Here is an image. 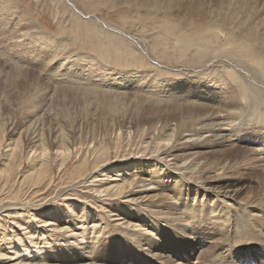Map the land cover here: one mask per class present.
I'll return each mask as SVG.
<instances>
[{"label":"rangeland","instance_id":"1","mask_svg":"<svg viewBox=\"0 0 264 264\" xmlns=\"http://www.w3.org/2000/svg\"><path fill=\"white\" fill-rule=\"evenodd\" d=\"M132 1L138 7L119 6L116 0H104L101 6L97 0H16L17 9L14 13L5 9L6 3L1 7L3 15L0 14V61L3 63L0 62V128L3 133L8 130L3 143L4 146L13 143L20 135V131H25L32 121L38 118L39 125L36 129L41 126L42 132L45 134V143L51 152L50 162L51 167H54L55 177L52 184L48 183L45 189H40L42 190L40 193L44 194H38L40 196L35 199V201L40 200L37 203L38 209L35 210L39 221L34 220L32 214L27 217V221L33 220L34 227L39 229H35L37 247L31 251L32 245L29 244L27 248L29 251L25 255L37 254L39 248L42 255L46 253L44 248L46 246L50 248V253L56 256L69 255L68 259L79 263L83 262H81L82 259H79L85 257L87 259L84 262L94 263L93 257H86V255L88 256L87 251L91 250H86L88 247L84 244H88L92 248L93 244L97 243V248L101 249L108 245L123 248L119 258H123L124 264H199L196 258L188 257L186 260L181 257V253L173 254L169 250L164 233L166 229H169L168 226L174 227L177 222L172 224L168 220L161 221L166 218L155 220L151 214L142 210L136 213L138 215L142 213L147 218L138 220L143 226L154 223L162 229V235L158 233L159 238L153 244L165 240L160 252L164 253L163 257L173 261V263H168L162 259L163 257L157 258L155 256L157 251L153 249L149 253H143L153 261V263H148L144 255H136V251H134V246L143 249L147 241L136 240L137 242H135L133 237L127 238L123 230L124 225H118V222H114L112 218L108 217L106 207L110 203L103 201L106 198L105 194L101 195L103 196L101 200L93 194L92 180L80 188L83 189L82 192L68 193L69 199L60 192L66 185L64 183L68 182L67 177L75 169L77 161L85 152H88L87 157L92 161L90 151L108 148L111 153L109 160H112L110 161L112 164L121 160L124 161L118 164L130 163L134 159L131 155L146 146L143 143L147 138L146 134L156 130L159 132L162 128L169 126H173L170 128L174 129L176 121L159 120L156 118L158 113L155 111V107L171 104L191 106L192 103V106H195L201 102L211 103L212 100L209 99L212 98L211 96L223 98L222 93L211 94L210 91L216 87L215 85L210 84L211 86L208 87L205 83L209 81L205 78L206 74H211L215 67V65H210L215 63H212L211 60L209 61L211 63L205 61L202 64L199 60V57L207 51L205 33L203 32L209 29L208 32L217 33L219 42L215 46L218 45L219 48H223L228 43L237 44L238 41L242 43L237 37L241 30L235 29V26L222 24V19L232 24L233 20H230L236 17L235 25L244 20L247 22L244 27L247 25L254 27L256 23H261L264 20V0ZM158 4L164 8L157 7ZM111 5H114L115 8L109 9L108 7ZM95 10L96 12H93ZM91 17H96V21L90 20ZM192 18L195 19L193 22L196 25L189 23ZM17 23L18 26L15 25ZM28 25L32 26V30H25L26 27H29ZM201 26L205 28H201ZM197 27L198 29H195ZM262 27L263 24L260 25V28ZM20 29H22L21 32ZM217 30L221 32H215ZM23 33L26 34V37H23ZM49 37H52V40H49ZM39 39L46 42L41 43L38 41ZM63 41L64 45H67L66 50L71 52L66 60L59 54H64L63 49L56 50V43ZM173 49H176L175 52ZM81 54L92 55L93 60L98 58L96 61L100 60L109 66L105 74H111L113 69L120 72H138L128 81L126 79L114 80L115 78L112 81H105L91 75L89 68L81 69L78 66L68 70L70 66L68 63L73 60V58L70 59V56L76 58ZM165 55L167 56L165 57ZM230 60L232 59L228 58V61ZM88 62H91V59ZM17 65L21 66V70L15 68ZM173 68H185V73L192 72L196 78L187 81L185 77H175L176 79H171L178 83L174 87L171 86L167 89L155 87L156 82L169 77L163 73H170L165 71L174 70ZM21 73H24L23 76ZM103 73L104 71L98 72V74ZM147 74H150V78L149 76L145 77ZM75 75L77 76L75 77ZM216 84H218L217 80ZM140 97L143 99V104L137 108L133 107L132 104ZM239 109L233 108V111L229 109V113L237 115L241 113L242 109ZM217 116L220 117V115H214L213 118H218ZM133 117L135 120L140 117H147L149 120L143 123L144 126H137L132 120ZM131 122L132 126L129 125ZM62 133L69 135L70 140L67 146L73 151V157L63 173L59 172V164H57L59 158H57L56 152L59 141L62 142V136H60ZM4 146L2 155L0 153L1 163L5 162L6 156L10 153ZM198 147L182 149L176 153H195ZM203 147L204 152L228 150L225 148L226 146L219 145ZM78 150L81 151L78 152ZM24 156L21 175L31 172V163L38 154L31 155L30 158L26 157V153ZM160 172L159 193L165 191L162 185H176L175 174L169 171L166 166H162ZM119 173L120 177L117 176ZM128 173L119 171L112 174L116 175L114 178H121ZM146 173L149 175L148 170ZM185 181L187 180L184 179L179 187L184 188L186 193L191 192L193 194L191 198L195 200L198 196L190 187L184 186ZM16 185L18 184L16 183ZM17 189L19 190L20 187ZM32 195L33 189L30 188H23L19 194L22 199L27 198V200ZM127 200L126 198L115 201L120 205H126ZM197 200L201 201L202 197ZM84 202L87 205L86 208L98 210L99 214L87 215L83 213L82 208L85 206L79 207V205ZM134 208H136L135 205L131 208L132 212H134ZM55 217H59L61 220L58 228L42 226V221H53ZM138 222H136L137 225L130 228L131 232H138ZM74 224L77 226L75 227ZM79 228L81 229V242L74 238L76 230ZM172 233L182 234L175 231ZM152 235L153 233L148 234V242L154 240ZM169 235L170 233L166 231V237ZM213 236L218 237L216 233ZM83 238L87 240L83 241ZM118 240H120L119 243H117ZM49 241L52 243L47 244ZM0 243L1 245L7 244L2 238H0ZM72 246L74 250L70 249ZM2 252L0 264L11 263L9 257L13 254L12 251L2 250ZM191 252L192 254L197 252L198 256L199 251L192 249ZM102 255L104 254L100 256ZM111 258L112 255H109L102 264H109L108 260ZM214 264L226 263L224 260H218Z\"/></svg>","mask_w":264,"mask_h":264},{"label":"bare ground","instance_id":"2","mask_svg":"<svg viewBox=\"0 0 264 264\" xmlns=\"http://www.w3.org/2000/svg\"><path fill=\"white\" fill-rule=\"evenodd\" d=\"M15 1L0 0V14L3 11L1 7L5 3L7 4L5 9L14 13L17 9ZM97 1L100 6L104 2V0ZM116 1L119 6L138 7L132 0ZM157 7L164 8L159 4ZM108 8L114 9L115 6L111 5ZM93 12H96V10ZM95 18L91 17L89 19L96 21ZM98 19L103 22L102 19ZM235 19L236 17L230 20H233L232 24L224 19L221 23L235 26V29L241 30L237 37L242 43H239V41L237 44L228 43L223 48H219L218 45L215 46L219 42L217 33H214V31L208 32L209 29L205 30V27L201 26L205 30L203 33H205L207 51L199 57V60L202 64L211 60L212 63H215L210 65H215V67L211 74H206L205 78L209 81L205 83L208 87L211 86L210 84L215 85L216 87L210 91L211 94L219 95L222 93L223 98H213L211 96L212 98H209L212 100L211 103L201 102L195 106H192V103L191 106L187 105L189 107L184 106V104L155 107V111L158 113V116H155L156 118L176 121L174 129L170 128L173 126H169L168 128H162L159 132L156 130L146 134L145 137L147 138L143 142L146 146L131 155L134 159L130 163L118 164L124 161L121 160L116 164H112L110 162L112 160H109L111 153L108 148L90 151L92 161L87 157L88 152H85L81 159L77 161V166L67 177L68 182L64 183L66 185L60 192L65 198L69 199L68 193L72 191L75 194L82 192L83 189L80 188L92 180L91 183L94 188L92 187L91 190L94 191L93 194L100 200L103 197L101 195L105 194L106 198L104 197L103 201L110 203L106 207L108 217L112 218L114 222H118V225H124L123 230L127 238L133 237L135 242H137L136 240L147 241L143 249L134 246L136 255H144L143 253H149L155 249L157 258L164 256V253H161L160 250L165 240L153 244L159 238L158 233L162 235V229L154 223L149 226L140 224L139 219H147L142 213L141 215L136 214L142 210L151 214L155 220L166 218L161 219V221L168 220L172 224L177 222L174 227L168 226L169 229L165 230L164 237L168 241L169 250L173 254L181 253V257L186 260H188V257L191 259L196 258L199 264H214L218 260H224L226 264H253L254 262L264 264V20L261 23H256L254 27H250L251 25L244 27L247 22L243 20L235 25ZM193 21H195L194 18L189 23L193 25ZM261 24H263L262 28H260ZM15 25L18 26L19 24ZM31 27H26L25 30L30 31L32 30ZM195 29H198V27ZM22 35L26 37V34L23 33ZM49 40H52V37H49ZM38 41L41 43L46 42L41 39ZM132 41L134 42V39ZM234 41H237V39H234ZM56 44V50L63 49L64 54H59L66 60L71 53L66 50L67 45H64V41ZM162 45L164 46V44ZM162 45L160 46L163 47ZM176 48L179 49V47ZM173 50L175 52L176 49ZM71 58L73 60L68 63V66L70 65L69 69L67 67L68 70L78 66L81 69L89 68L91 69V75L100 77L105 81H112L114 78V80L126 79L128 81L138 72H120L113 69L111 74H105L109 66L100 60V62L96 61L98 58L93 60L92 55L85 54L84 56L81 54L76 58L71 55ZM228 58L232 60L228 61ZM90 59L91 62H88ZM15 68L21 70V66L17 65ZM180 68L183 67L180 66ZM180 68L165 71L170 72L163 73L169 77L165 78L166 80L156 82L155 87L165 89L171 86L174 87L178 83L171 79H176L175 77H185L187 81L196 78L194 73H185L186 69ZM103 71V74H98V72L102 73ZM145 72L147 71L145 70ZM21 74L23 76L24 73ZM148 76L150 78V74L145 77ZM214 78L218 84H216ZM142 104L143 99L140 97L132 105L137 108ZM233 108L242 109L241 113L237 115L230 114L229 109L232 110ZM167 110L168 113H166ZM214 115H220V117L213 118ZM132 120L135 121L137 126H144L143 123H146L149 118L140 117L135 120L133 117ZM37 125H39L38 118L32 121L25 131L18 130L20 135L13 143L6 144V146L3 142L5 141V133L7 135L8 130L3 133L0 128V153L3 146L10 152L6 156L5 162H0V238L7 242L3 245L0 243V259L3 256L2 250H11L13 254L10 257L8 256L11 260V263L8 264H45L44 262L54 264H102L108 259L109 255H112V258L108 260L109 264H124L123 258H119L123 248L108 245L101 249L97 248V243H94L92 248L88 244H84L88 247L86 250H91L87 251L88 256L86 255V257H93L94 263L84 262L87 259L85 257L79 259H82V263L77 261L76 263L68 259L69 255L56 256L51 254L50 248L46 246L44 247L46 253L42 255L40 254V248L37 250V254L25 255L29 251L27 249L29 244L32 245L31 251H34L33 248L37 247L35 229H39L34 227L33 220L28 222L27 217L32 214L34 220L39 221L35 210L38 209L37 203L40 200L35 201V199L44 194L40 192L45 189L48 183L52 184L55 180L54 167H51L50 162L51 152L45 143L46 137L41 126L36 129ZM129 125L132 126V122ZM60 136H62V142L59 141L56 152L57 158H59L57 163L59 164V172L63 173L73 157V151L67 146L70 140L69 135L62 133ZM212 145L226 146L225 148L228 150L204 152L203 146ZM195 146H199L195 153H176L182 149H193ZM80 151L78 150V152ZM25 153L26 157L29 156V158L31 155L38 154V156L31 163V172L27 175H21ZM162 161L163 163H161ZM162 166H166L169 171L175 174L176 185H162L165 191L159 193ZM146 170H148L149 175ZM119 171L129 173L124 174L121 178H114L116 175L112 173ZM19 175H21L20 178ZM117 176L120 177L121 174L119 173ZM184 179L187 180L184 182V186L190 187L198 198L202 197L201 201H198L197 197L193 200L191 192L186 193L184 188L179 187ZM16 183L18 185L15 186ZM17 186L20 187V191ZM23 188L33 189V195L30 199H22L19 196ZM37 189L39 190L36 191ZM126 198L128 199L126 205H120L115 201ZM133 205L136 206L134 212L131 211ZM82 206H85L82 208L83 213L97 215L98 210L92 208L94 212L92 209L86 208L85 202L79 205V207ZM42 222V226L45 227L58 228L57 226L61 224L59 217H55L53 221ZM136 222L139 226L138 232H131L130 228L137 225ZM74 226L76 227L77 224H74ZM118 230L122 232L120 228ZM166 231L170 233L169 237H166ZM174 231L182 234H173ZM80 233L81 229L79 228L74 236L78 242L82 241ZM149 233H153L151 237L154 240L148 242ZM214 233L218 237H214ZM84 240L87 239L83 238ZM119 242L120 240L117 241V243ZM51 243L52 241H49L47 244ZM70 249L74 250V247L72 246ZM192 249L199 251L198 256L197 252L192 254ZM101 254L104 255L100 256ZM144 256L148 263H153L149 256ZM259 257L261 258L259 259ZM56 259L57 261H55ZM162 259L168 263H173L167 257Z\"/></svg>","mask_w":264,"mask_h":264}]
</instances>
